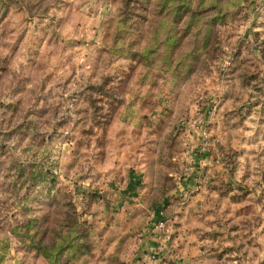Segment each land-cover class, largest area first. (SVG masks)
Returning a JSON list of instances; mask_svg holds the SVG:
<instances>
[{
  "label": "rangeland",
  "instance_id": "1",
  "mask_svg": "<svg viewBox=\"0 0 264 264\" xmlns=\"http://www.w3.org/2000/svg\"><path fill=\"white\" fill-rule=\"evenodd\" d=\"M53 252L264 264V0H0V264Z\"/></svg>",
  "mask_w": 264,
  "mask_h": 264
},
{
  "label": "trees",
  "instance_id": "2",
  "mask_svg": "<svg viewBox=\"0 0 264 264\" xmlns=\"http://www.w3.org/2000/svg\"><path fill=\"white\" fill-rule=\"evenodd\" d=\"M93 88V87H92ZM94 89L96 90V91H98V93L99 94H104L105 93V89L103 88V87H94ZM21 132H23V131H21ZM38 174H40V172L38 173ZM31 177H35L33 174L31 175ZM26 178L27 177H25V180H26ZM53 179H51V181H52ZM28 187V185H26V187L25 188H27ZM67 205H70L71 206V202L70 201H66V206ZM75 214V213H74ZM73 213L72 214H70L69 216H71V215H74ZM68 216V217H69ZM72 220H73V217H72ZM35 250L37 251V252H39V253H41V254H44L45 253V251H42L41 249H38V248H35ZM55 252H53L52 253V255H51V257H52V263H54V264H56V262H57V259H56V256H55ZM61 257V256H60ZM60 257H59V259H60ZM58 259V260H59Z\"/></svg>",
  "mask_w": 264,
  "mask_h": 264
},
{
  "label": "built area",
  "instance_id": "3",
  "mask_svg": "<svg viewBox=\"0 0 264 264\" xmlns=\"http://www.w3.org/2000/svg\"><path fill=\"white\" fill-rule=\"evenodd\" d=\"M160 225L162 226V223H160Z\"/></svg>",
  "mask_w": 264,
  "mask_h": 264
}]
</instances>
